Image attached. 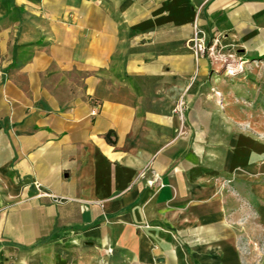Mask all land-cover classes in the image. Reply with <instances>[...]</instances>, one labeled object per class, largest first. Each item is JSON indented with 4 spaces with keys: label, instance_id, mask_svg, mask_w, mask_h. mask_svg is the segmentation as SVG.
Wrapping results in <instances>:
<instances>
[{
    "label": "crops",
    "instance_id": "obj_1",
    "mask_svg": "<svg viewBox=\"0 0 264 264\" xmlns=\"http://www.w3.org/2000/svg\"><path fill=\"white\" fill-rule=\"evenodd\" d=\"M0 264H264V0H0Z\"/></svg>",
    "mask_w": 264,
    "mask_h": 264
},
{
    "label": "rangeland",
    "instance_id": "obj_2",
    "mask_svg": "<svg viewBox=\"0 0 264 264\" xmlns=\"http://www.w3.org/2000/svg\"><path fill=\"white\" fill-rule=\"evenodd\" d=\"M194 27L195 25L193 24L192 35L186 42V49L193 56L196 63L199 59H203V58L207 59V64H205L204 69L208 73H210V75L217 74L221 77L226 74L227 76H229V78H231V77H238V76L241 77L244 74L246 76L248 74L249 70L245 67L244 61L238 53V50L241 49V47L221 46L219 45L220 43H219L218 37L211 39L210 42L208 43L207 37L203 33L204 34L203 44H204L205 50L203 54H196L193 44L190 41V39L193 38L194 36ZM230 70H233V75L228 74ZM252 72L254 71L252 70ZM193 80L194 78H192L189 81L193 82ZM181 102L184 103L183 111L178 112L176 110V107ZM233 104L236 105V103H233ZM229 106H230V103H229ZM222 108H225V107L223 106ZM187 109H188L187 104L185 103L184 98L180 97L175 103L173 112H174V115L177 117V120H179L181 129L183 128V125L185 124V121H186ZM237 110L241 111L240 109H237V108H234L232 111L236 113ZM238 113H241V112H238Z\"/></svg>",
    "mask_w": 264,
    "mask_h": 264
},
{
    "label": "built area",
    "instance_id": "obj_3",
    "mask_svg": "<svg viewBox=\"0 0 264 264\" xmlns=\"http://www.w3.org/2000/svg\"><path fill=\"white\" fill-rule=\"evenodd\" d=\"M203 32L201 30H199L197 28V26L195 25L194 27V36L193 38L190 39V41L192 42L193 44V47H194V50L196 52V54H203L204 53V50H205V47H204V44H203ZM183 106H184V103L181 102L180 104L177 105L176 107V110L178 112H182L183 111ZM153 183V181H150L149 184L151 185ZM35 187L36 189H38V185L35 184Z\"/></svg>",
    "mask_w": 264,
    "mask_h": 264
},
{
    "label": "bare ground",
    "instance_id": "obj_4",
    "mask_svg": "<svg viewBox=\"0 0 264 264\" xmlns=\"http://www.w3.org/2000/svg\"><path fill=\"white\" fill-rule=\"evenodd\" d=\"M228 73V72H227ZM228 74L233 75V70H230Z\"/></svg>",
    "mask_w": 264,
    "mask_h": 264
}]
</instances>
